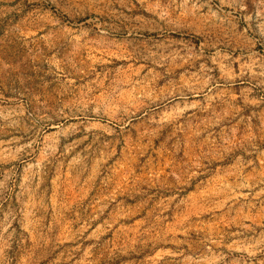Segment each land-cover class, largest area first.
I'll return each mask as SVG.
<instances>
[{
	"label": "rangeland",
	"instance_id": "obj_1",
	"mask_svg": "<svg viewBox=\"0 0 264 264\" xmlns=\"http://www.w3.org/2000/svg\"><path fill=\"white\" fill-rule=\"evenodd\" d=\"M0 264H264V0H0Z\"/></svg>",
	"mask_w": 264,
	"mask_h": 264
},
{
	"label": "bare ground",
	"instance_id": "obj_2",
	"mask_svg": "<svg viewBox=\"0 0 264 264\" xmlns=\"http://www.w3.org/2000/svg\"><path fill=\"white\" fill-rule=\"evenodd\" d=\"M217 82V81H216ZM213 85V84H212ZM219 86V85H218ZM196 91V90H195ZM195 95V94H194ZM186 97V96H185ZM197 97V96H196ZM172 100V99H171ZM87 118H89V117H87ZM79 119V118H78ZM83 121V120H82ZM99 121V120H98ZM90 122V121H89ZM94 122V121H93ZM75 123H77V122H75ZM92 134V133H91ZM95 134V133H94Z\"/></svg>",
	"mask_w": 264,
	"mask_h": 264
}]
</instances>
